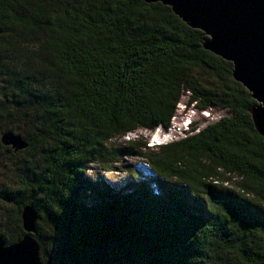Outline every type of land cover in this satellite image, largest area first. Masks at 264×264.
<instances>
[{
	"label": "trees",
	"instance_id": "1",
	"mask_svg": "<svg viewBox=\"0 0 264 264\" xmlns=\"http://www.w3.org/2000/svg\"><path fill=\"white\" fill-rule=\"evenodd\" d=\"M205 37L161 2L0 0L6 244L32 205L44 264H264L256 101ZM185 93L229 114L158 146L126 139L170 127ZM89 166L119 182L85 180Z\"/></svg>",
	"mask_w": 264,
	"mask_h": 264
},
{
	"label": "water",
	"instance_id": "2",
	"mask_svg": "<svg viewBox=\"0 0 264 264\" xmlns=\"http://www.w3.org/2000/svg\"><path fill=\"white\" fill-rule=\"evenodd\" d=\"M169 5L174 13L206 35L203 46L233 64V77L256 104L249 109L254 127L264 137V0H144ZM1 141L15 150L27 143L11 131ZM38 214L32 205L21 211L26 234L6 244L0 235V264H44L35 231Z\"/></svg>",
	"mask_w": 264,
	"mask_h": 264
},
{
	"label": "rangeland",
	"instance_id": "3",
	"mask_svg": "<svg viewBox=\"0 0 264 264\" xmlns=\"http://www.w3.org/2000/svg\"><path fill=\"white\" fill-rule=\"evenodd\" d=\"M189 103V95L185 93L179 101L174 116L172 117V123L170 127L163 128L157 126L154 130L149 131L145 129H139L138 133H130L127 138H133L136 135H141L144 139L147 138V143L150 145H161L172 140H177L189 134L187 130H190L192 126H198L203 128L206 124L218 120L220 117L229 114L226 109L211 106L205 109H200L196 106L195 102ZM207 113V115H206ZM195 132V131H194ZM155 138V139H154ZM117 143L116 141H114ZM113 144V142H112ZM90 168L83 174V178L87 181H98L99 179L105 180L113 187L116 182H119L117 177H110L109 172L105 175V172L96 168L95 166H89Z\"/></svg>",
	"mask_w": 264,
	"mask_h": 264
},
{
	"label": "snow or ice",
	"instance_id": "4",
	"mask_svg": "<svg viewBox=\"0 0 264 264\" xmlns=\"http://www.w3.org/2000/svg\"><path fill=\"white\" fill-rule=\"evenodd\" d=\"M206 115H207V113H206ZM155 139V138H154Z\"/></svg>",
	"mask_w": 264,
	"mask_h": 264
}]
</instances>
